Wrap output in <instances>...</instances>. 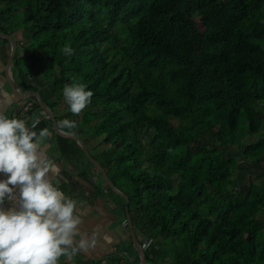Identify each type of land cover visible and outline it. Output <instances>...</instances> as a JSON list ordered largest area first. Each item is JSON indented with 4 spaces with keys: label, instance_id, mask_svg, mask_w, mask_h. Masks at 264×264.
Wrapping results in <instances>:
<instances>
[{
    "label": "trees",
    "instance_id": "16d2710c",
    "mask_svg": "<svg viewBox=\"0 0 264 264\" xmlns=\"http://www.w3.org/2000/svg\"><path fill=\"white\" fill-rule=\"evenodd\" d=\"M0 33L22 91L107 146L94 158L150 264H264V0H0ZM74 83L93 92L79 115L61 107ZM99 173L92 193L106 185L126 220ZM127 239L97 264H139Z\"/></svg>",
    "mask_w": 264,
    "mask_h": 264
},
{
    "label": "clouds",
    "instance_id": "9594fccd",
    "mask_svg": "<svg viewBox=\"0 0 264 264\" xmlns=\"http://www.w3.org/2000/svg\"><path fill=\"white\" fill-rule=\"evenodd\" d=\"M62 52L71 57L74 50L65 45ZM62 92L74 115L81 114L93 96L83 83L67 85ZM38 124L39 117H33L29 127L24 119L0 112V173L7 177L0 180V264H59L61 257L72 259L98 244L99 228L90 236L81 233L84 221L77 201L53 183L58 169L45 151L50 133L47 128L34 130ZM58 127L75 134L78 126L64 119ZM6 200L15 206L5 210Z\"/></svg>",
    "mask_w": 264,
    "mask_h": 264
},
{
    "label": "crops",
    "instance_id": "0c3cea01",
    "mask_svg": "<svg viewBox=\"0 0 264 264\" xmlns=\"http://www.w3.org/2000/svg\"><path fill=\"white\" fill-rule=\"evenodd\" d=\"M8 47L9 46L4 45L3 43L0 44V112L5 113L9 118L24 119L28 123L29 127H31L33 117H39L40 123H46L45 126L38 124L37 128L34 130L39 131L40 127L41 129L47 128L50 133L49 137L45 141V151L48 157L52 159L57 165L58 171L54 176H52L53 183L58 186L60 190L65 193V195L77 201L78 211L82 214L84 221L80 226L81 233H87L90 236L94 229L99 228L100 230L97 246L87 252L81 251L76 256L84 257L86 262H98L101 260L102 262H108L107 259H110V257L116 255L126 256L125 254H127L129 251L127 249L128 244H126L125 241L131 235L129 228L127 229L126 227L125 221L124 223H121L124 218H120L118 216L120 211L115 202L116 200L111 198L112 195L105 185L103 186V193L100 195L93 194L92 190L90 191V188L87 187L91 183V180H97L95 183L98 184V182L101 180L99 171L97 170V172L89 175L88 169L85 168L84 157L80 149L75 150L72 156L67 157L65 154H63L61 152L62 147L59 145V141L56 138L54 129L52 130L50 125L47 124L49 118L45 116L42 111L36 115L30 116L29 113L32 105H29L28 101L33 99L25 101L20 100L15 96V94H13L7 85L5 79V70L10 56L9 55L7 57V53L9 52ZM13 78L19 89L22 91L14 75ZM78 137L82 138L81 136ZM91 148L94 152L97 151L96 149H93L92 143ZM97 153L98 151L96 154ZM85 174L88 176L87 178H84ZM4 179H7V177L0 173V180ZM15 193L18 197V187L15 189ZM14 206V204H10L6 200L4 208L5 210H8ZM119 218L121 219V222ZM126 249L127 251L125 252ZM93 254L102 255L93 257ZM75 257L72 259L61 257L60 260L62 261H59V264H77L72 262ZM130 257L134 258V256L131 255ZM124 264H126V262H124Z\"/></svg>",
    "mask_w": 264,
    "mask_h": 264
},
{
    "label": "water",
    "instance_id": "95a60500",
    "mask_svg": "<svg viewBox=\"0 0 264 264\" xmlns=\"http://www.w3.org/2000/svg\"><path fill=\"white\" fill-rule=\"evenodd\" d=\"M0 39L8 41L11 45L10 56H9L8 62L6 64L5 79H6L7 85L9 86V88L11 89L13 94H15V96L22 101L29 100V99H35L40 104L41 109L52 120L53 129H54L55 133L58 136H60L61 138H64L66 140L75 141L82 148V150L84 151L85 155L88 157L90 162L96 167V169L99 172H101V174L104 177V180L106 181V184L108 185V187H110V189L116 195L120 196L121 198H123L126 201V220H127L128 226H129V231H130V235H131V238L133 241L134 248L136 249V252L139 256V264H150L146 258L145 250L143 248V245L139 241V238L137 236L136 230H135L134 225H133L132 217L130 214V208H129V204H130L129 197L126 194H124L122 191H120L114 185L111 178L108 176L107 172L105 171V168L91 155V153L87 149L82 138H80L74 134H67L65 131L61 130L58 127V123L55 119V113L53 112V110H51L47 106V104L44 102V100H43V98L39 92H22L19 89L18 85L16 84V82L13 78V71H12L15 56H16L17 50H18L17 42L13 39L12 36L6 35L3 33H0Z\"/></svg>",
    "mask_w": 264,
    "mask_h": 264
},
{
    "label": "rangeland",
    "instance_id": "374dc122",
    "mask_svg": "<svg viewBox=\"0 0 264 264\" xmlns=\"http://www.w3.org/2000/svg\"><path fill=\"white\" fill-rule=\"evenodd\" d=\"M19 38L20 39H22V38H25V33L23 32V31H21L20 32V34H19ZM2 42H4L2 39H0V44L2 43ZM64 106L65 107H67L68 108V104H66V105H63L62 104V108H64ZM56 135V134H55ZM56 138H57V136H56ZM101 140V139H100ZM100 140H93V139H91V140H86L85 141V145H86V147H87V149L89 150V152L91 153V155L93 156H96V157H100V159H101V161L103 162V161H105L106 160V158H107V156L102 152V150H104L107 146L106 145H104V144H102L101 142H100ZM98 141V142H97ZM92 143V147H93V149H96L97 151H98V153L96 154V152H94L93 150H92V148H91V143ZM93 156V157H94ZM88 158V157H87ZM84 163H85V168L86 169H88V173H89V175H91L92 173H95V172H97V169H96V167L93 165V164H90L88 161H87V159H84ZM99 174V173H98ZM87 176V175H86ZM88 177V176H87ZM86 177V178H87ZM95 177H97V176H95ZM85 178V177H84ZM94 181V182H93ZM91 180V183L89 184V186H87L88 188H90V191L92 190V188L94 187L93 185L95 184V182H97V180ZM83 182H84V180H83ZM106 186V185H105ZM87 188V189H88ZM117 201V200H116ZM115 201V202H116ZM118 204H120V205H122V202H119ZM122 211V210H121ZM119 212V214H118V216L121 218H124L125 219V216H124V213L123 212ZM122 214V215H121ZM119 218V219H120ZM122 220V222H121V219H120V222L121 223H124V221H125V223H126V220ZM128 229V228H127ZM126 242V244H128V239L125 241ZM102 254H106V253H102ZM102 254H93L92 256L93 257H97L98 255L99 256H101ZM91 255V254H90ZM62 260H60V262H61ZM72 262H74V263H77V264H96L97 262L96 261H85L84 260V257H81V256H76L75 258H74V260H72Z\"/></svg>",
    "mask_w": 264,
    "mask_h": 264
},
{
    "label": "built area",
    "instance_id": "2783aa9c",
    "mask_svg": "<svg viewBox=\"0 0 264 264\" xmlns=\"http://www.w3.org/2000/svg\"><path fill=\"white\" fill-rule=\"evenodd\" d=\"M6 202V201H5ZM4 206H5V204H4Z\"/></svg>",
    "mask_w": 264,
    "mask_h": 264
}]
</instances>
